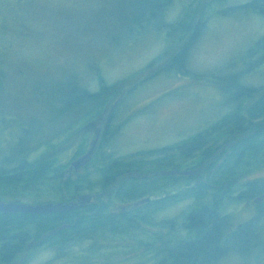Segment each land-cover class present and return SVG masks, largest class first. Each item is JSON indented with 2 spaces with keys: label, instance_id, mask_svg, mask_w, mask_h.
<instances>
[{
  "label": "rangeland",
  "instance_id": "rangeland-1",
  "mask_svg": "<svg viewBox=\"0 0 264 264\" xmlns=\"http://www.w3.org/2000/svg\"><path fill=\"white\" fill-rule=\"evenodd\" d=\"M141 1L144 0H0V148L10 143L12 136L7 132L23 124L38 132L32 136L36 148L26 156L27 161L53 160L64 165L68 175L71 162L89 151L98 125L107 119L109 134L105 128L97 145L101 144V152L109 145L111 162L137 163L145 157L148 164L159 167L164 148L187 142L231 113L234 102L229 99L236 90L229 79L238 75L241 81L239 73L248 68L250 53L264 40V15L257 14L256 4V11L246 7L255 0H172L164 12L165 25L170 28L188 22L186 32H171L168 28L151 32L148 23L136 24L146 7ZM196 27L200 36L187 61L188 71L196 78L171 69L162 71ZM258 59L252 57L256 62ZM75 75L81 87L104 98L62 116L54 108L56 100H61L55 86ZM241 82L255 90L264 88V66L244 75ZM262 95L258 93L254 99ZM250 105L252 100H248L246 108ZM96 159L89 165L90 160L80 176H65V180L81 181V189L69 196L59 195L47 185H36L0 188V201L32 205L74 202L79 196L100 193L102 176L95 174L101 173L102 167L96 165ZM246 181L264 182V169ZM177 188L164 196L171 198L170 194L178 192L184 195L181 201L177 195L172 198H178L177 202L169 201L161 209L146 212L150 220L153 216L155 224L174 222L168 226V242L186 236L178 233L179 227L195 204L187 198V186ZM111 195L116 196V192ZM102 204L112 206L110 200ZM252 207L243 203L230 205L225 215L230 216L235 229L253 220L259 211V234L263 239L260 253L264 254V204L258 211ZM138 227L136 232L143 233L150 227L148 234L165 239L158 227ZM103 239L110 243L100 245L110 249L107 252H97V242L83 238L65 248L48 244L33 249L25 264H105L101 254H111L116 248L124 256L109 257L106 264H161L154 255H144L152 248L149 245L120 237ZM251 251L256 252L250 248ZM250 252L245 253L249 257L245 260L232 255L218 264L264 263L263 255L255 259Z\"/></svg>",
  "mask_w": 264,
  "mask_h": 264
},
{
  "label": "trees",
  "instance_id": "trees-1",
  "mask_svg": "<svg viewBox=\"0 0 264 264\" xmlns=\"http://www.w3.org/2000/svg\"><path fill=\"white\" fill-rule=\"evenodd\" d=\"M171 2L172 0L141 1L140 3L146 7H144L140 16L142 17L141 20H138L136 24L148 23L147 29L151 32L168 28L164 22V12ZM255 4L256 8H258H255L258 11L257 14L264 15V0H255L246 7L253 8ZM189 28L190 24L187 22V24L182 23L180 26L171 25L168 29L171 32L174 30L186 32ZM199 36L200 31L196 27L192 31V34L189 35L188 40L172 56L170 62L164 66L162 71L171 69L185 77H195L188 71L187 61L191 47ZM250 55L247 61L248 68L244 72L239 73L240 79L244 75L247 76L255 67L261 65V61H264L263 39L255 45V49ZM252 57H259V59L256 62V60H252ZM70 79L72 80H66L63 83L59 82V84L56 83L57 86H55V92L61 97V100H56L54 108H57L60 115L63 116V113H66L68 110L73 111L85 103L92 104L98 100H103L104 96L102 94L95 95L81 87L78 75ZM238 79V75H232L229 79L233 82L232 85L236 90L232 94L233 97H231L232 102H234V108L231 113L183 144L184 151L188 155L192 156V154L195 155L196 152H199L202 154L201 157L206 158L209 157V152L212 149L216 148L217 150L220 147L219 144L228 140V135L233 133L234 128L241 131L243 135V141L237 144L232 155L225 160L220 174L207 181L208 183H214L216 186L213 194H209L211 188L207 185L199 186L193 190L192 197L196 200V205L184 219V227L189 231V240L182 243H177L174 240L167 241L166 251L169 264H215L217 257L224 252L245 255V253L248 254L250 252L252 246H256L258 242L255 240L261 235L259 234L260 227L258 220L248 223L242 229L235 231L232 228L230 216L225 215V210L228 206L240 204L245 198L249 200L255 196L264 194V182L241 183L242 177L245 174L247 177L252 176L264 169V127L256 128L257 124H255L256 120L264 116V98L259 101L254 99V95L264 93V88L255 90L254 88L245 87ZM229 80H226V83ZM38 88L39 86L37 90ZM103 91L106 93L108 90L105 88ZM248 100H252V105L245 109L243 104L247 103ZM106 131L109 134L108 127H106ZM7 133L12 138H10V143L5 149L0 148V188L18 189L21 187L28 188L36 185H47V188H55L56 193L58 192L59 195L62 194L64 197L81 189V181L73 182L69 179L65 180V176H62L63 169L65 168L64 165L57 164L53 160H42L36 163L27 161L26 156L36 148L35 140L32 136L38 132H34L22 124L15 130L13 129ZM102 170L104 174L121 171L116 165H112L111 169L102 168ZM102 178L104 182L108 183L115 179V176H102ZM169 182L173 183L172 178H170ZM159 187L160 182L158 180L153 182L151 186L144 183H133L124 188L123 194L130 200H137L149 190L153 191ZM240 188H246L247 191L236 197V189ZM189 197L187 195V198ZM79 212L80 210L76 209L70 213L43 216L0 214V238H3L5 243L0 254L1 262L11 263L14 255L23 249L28 239L37 237L36 233L40 235L48 230H55L61 225L64 226V224L70 225L69 229H63L55 235L50 236L47 239V244H52L53 246L60 245L61 248L64 245L65 248L71 246L69 244L74 243L77 239L86 238L96 241L107 234L111 237L117 236L122 240L130 239L135 242L132 240L130 233L136 232L139 229L138 224H141L142 227L145 225L158 228L163 225V223H153V216L148 221L141 212H136L125 219L117 221L118 225H113L112 219L101 220L97 217L76 219V215ZM173 223L168 222L167 226H172ZM224 237L231 240L226 241ZM158 238H156L159 240L158 244L156 243L157 240L152 236L150 237V243L142 242L141 244L143 246H151L152 250L149 249L148 252L154 255L156 260H160L159 263L164 264L165 261L161 259L162 240L160 236ZM96 244L100 248L97 251L99 253L110 250L104 249V246L101 247L98 242ZM105 244L110 246L108 242ZM248 247L249 249L246 250ZM118 249H114V252L119 253L117 252ZM94 259L91 258V260ZM101 261L106 264V259L102 258Z\"/></svg>",
  "mask_w": 264,
  "mask_h": 264
},
{
  "label": "flooded vegetation",
  "instance_id": "flooded-vegetation-1",
  "mask_svg": "<svg viewBox=\"0 0 264 264\" xmlns=\"http://www.w3.org/2000/svg\"><path fill=\"white\" fill-rule=\"evenodd\" d=\"M260 63L264 65V61H261ZM263 98H264V93L262 96L258 97L257 100L259 101ZM229 100L232 101V98H230ZM243 107L246 109L247 103H244ZM104 118H108V117L104 116ZM108 123H109V120H108ZM255 123L257 124L256 125L257 127L255 126L256 128L264 127V116L259 118L258 120H256ZM106 127H107V119L104 120V130ZM235 129H237V128H234L233 133H230L228 135V140L219 144L220 147L217 150H216V148L212 149L209 152V157H206V158L201 157L202 154L199 152H196L195 155L192 154V156H195V157L188 155V153L184 151V145L183 144H185V143H177L173 146H169V147L164 148L161 151V153H162V156L160 157L161 166H159V167L153 166L152 163L148 164L147 163L148 160L145 159V157L143 160L138 161L137 163H135L136 161L131 162L130 160H115V161L111 162L110 161L111 157L108 156L110 150L107 151V148L109 147V145L107 147H105V152H101L100 150L102 149V147H100L101 144L99 143V146L97 145L98 147L96 148L94 155H93V158H92L91 162L89 163V165L98 156L96 159V161H97L96 165L101 166L103 169H105V168L111 169L112 165H116V167L119 168L121 171H118L116 173L104 174L103 173L104 171L102 170L103 172H101L99 174H95L96 176H115V179L106 183V182H104V179L101 177L102 184L98 187V189L100 190V193L90 194L91 196L95 197V199L93 201L94 203L92 205L85 207V208L79 209L80 212L77 213L76 219H80L83 217L84 218L97 217V218H100L101 220L112 219V224L118 225L117 221H120L121 219H125V218H127V216H131V214H134L136 212H141L144 214V217L147 218V220H150L146 212L151 210V208L154 209L153 211H155V209H157V208L161 209L162 207L167 206L169 204L168 203L169 201L177 202L178 198L175 197V200L172 199V198H174V196H177V195H178L177 197H179L178 201H181L183 199L184 195L181 194L179 196L180 193H178V192H176L175 194H170L171 198H167L168 196H164V194L168 193L169 190H171L174 187L181 188L184 186H187L186 189L184 188V191L185 190L187 191L188 196H190L189 199L194 200V202H195V204L190 208V212H191V210L196 205V200L192 197L193 196V190L199 186H202V185L206 186L207 185L211 188L209 190V194L210 195L213 194V191H215L216 186L214 183H210V182L208 183L207 181L210 178H214L220 174V170L224 167L225 160H227L229 158V156L232 155L233 150L235 149L237 144H239L241 141H243L242 140V137H243L242 132L235 130ZM103 135H104V132H103ZM77 159H79V158H77ZM74 161H72L71 164ZM130 162L134 163V164H130ZM104 163H108V164H104ZM89 165H87L86 169L89 167ZM118 165H120V166H118ZM155 168H159L160 170L159 169L156 170ZM86 169H84V170H86ZM198 169H201V172L196 177H183V175H181V173L191 172L193 170H198ZM82 173H73V174L67 175L66 169H65L63 171L62 176H80ZM250 177L251 176L247 177L245 174L242 177L243 179L241 180V183L247 184L249 181H246V180ZM158 178L161 179L160 180V187L155 188L153 191L149 190L148 192L144 193L141 198H139L137 200H130L128 197H125V195L123 194V190L127 185H130L133 183H136V184L144 183V184H148L149 186H151V184L153 182H155V180H153V179H158ZM164 178L168 179L169 181H170V178H172L173 183H171L169 181H165V182L162 181V179H164ZM184 180H186V181H184ZM178 188H177V190H178ZM237 191L238 192H236V197H238L241 194H244L247 190H246V188L245 189L240 188ZM101 192H103V194ZM113 192H116V196L111 195V193H113ZM153 193L154 194L157 193L155 195L157 197H155V198L150 197V195ZM260 196H264V194L255 196L254 198L249 199V200H247L245 198L242 201V203L246 207H252V205H254L255 207H252V208H254L255 210L257 209V211H258V209L260 208V206H262L264 204V202H262L260 204H255L254 200ZM104 200L105 201L110 200L112 203V206L102 204ZM16 202H19V201H16ZM71 202H73V201H71ZM259 213L260 212L258 211L257 216L253 220L249 221L248 223L256 222L255 220H258L259 227L261 229V225H262L261 220L262 219H259ZM4 215H6V214H4ZM182 224H183V226L179 227L180 229H179L178 233H185L186 236L183 238H180V239L179 238L175 239L174 241H176L177 243L178 242L182 243L186 240H189V231L185 229L184 223H181V225ZM247 224H241L238 227H236L235 229L233 227L232 228L235 231H238V230L242 229ZM179 226H180V224H179ZM62 227H65V229H69L70 225L64 224V226L61 225L60 227H58L55 230H48L47 232H44L40 235H38V233H36L37 237L33 238V239H29L28 240L29 243L25 244L23 249H21L20 252H17L14 255L12 262L9 264H25L29 260L30 253L33 249L42 248V247L44 248L45 246L48 245L47 239L50 237H47L44 240H43V238L47 234H49L53 231H56ZM168 228L169 227L167 226L166 220H164L163 225L159 228L161 233H163V235L165 236V239L164 238L161 239L162 240V242H161V259H163L165 261L164 264H169V261L167 258L168 254L166 251ZM149 229H150V227L148 229L145 228L143 233L131 232L130 235L132 236V240L135 241L134 243H137V244L138 243L141 244L142 242L148 243L150 241V237H151V235L147 233ZM175 229H178V227H175ZM104 237L105 238L110 237V235L107 234L103 237H100L99 240L97 239L98 241H94V242H98L100 245H102V243L105 244L108 241H105L106 239H103ZM224 240L230 241L231 239L224 237ZM255 241H257L258 243H256V246L252 247V249L256 250V252L251 251L250 257L251 256L255 257V259L262 258L264 256V254L260 253V249H261L260 244H262V242H263L261 235L259 238H256ZM4 244L5 243H4L3 238H0V254H1V251H2ZM76 255L83 256L80 254H76ZM144 255L146 256V258H150L152 256V254H150V252H147V254H144ZM232 255L242 257L244 260L246 258H249L246 255H242V254H238V253H232V252L226 253V252H224L223 254H220L217 257V261L215 264H218L219 262L226 260L227 257L232 256ZM101 256H103L104 259H108L109 257H112V259H114L117 256H120V257L124 256V254L116 253L113 251V252H111V254H109V253L105 254V255L101 254ZM0 264H8V263L1 262V259H0ZM191 264H194V263H191Z\"/></svg>",
  "mask_w": 264,
  "mask_h": 264
},
{
  "label": "water",
  "instance_id": "water-1",
  "mask_svg": "<svg viewBox=\"0 0 264 264\" xmlns=\"http://www.w3.org/2000/svg\"><path fill=\"white\" fill-rule=\"evenodd\" d=\"M104 130V121L101 120L100 124L96 129L94 139L91 143L89 151L79 160L73 162L71 167L68 170L69 174H72L74 171L79 173L83 168L90 162L93 153L97 147V144L103 134ZM201 172V169L193 170L191 172L181 173L183 177H196ZM95 197L91 195H82L79 196L74 202H53V203H38V204H26L20 202H3L0 201V214L6 215H15V214H24V215H33V216H43V215H55V214H65L70 213L76 209H82L89 205H92ZM264 202V196H260L254 200L255 204H260ZM65 229V227L59 228L56 231H53L47 234L44 238L55 235L57 232ZM42 240V241H43ZM30 249V248H29Z\"/></svg>",
  "mask_w": 264,
  "mask_h": 264
},
{
  "label": "bare ground",
  "instance_id": "bare-ground-1",
  "mask_svg": "<svg viewBox=\"0 0 264 264\" xmlns=\"http://www.w3.org/2000/svg\"><path fill=\"white\" fill-rule=\"evenodd\" d=\"M262 66H264V65H263V64H261V65H258V66H257V67H255V68H261ZM255 68H254V69H255ZM242 79H243V77L241 78V81H242ZM241 81H240V82H241ZM227 83H228V82H227ZM241 83H242V82H241ZM88 240H89V239H88Z\"/></svg>",
  "mask_w": 264,
  "mask_h": 264
}]
</instances>
